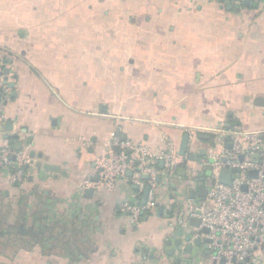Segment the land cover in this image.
Returning a JSON list of instances; mask_svg holds the SVG:
<instances>
[{
    "label": "crops",
    "instance_id": "0c3cea01",
    "mask_svg": "<svg viewBox=\"0 0 264 264\" xmlns=\"http://www.w3.org/2000/svg\"><path fill=\"white\" fill-rule=\"evenodd\" d=\"M0 69L2 139L31 158L24 182L0 169V264L210 260L189 205L231 134L264 132V0H0ZM113 136L175 155L140 223L136 169L83 185Z\"/></svg>",
    "mask_w": 264,
    "mask_h": 264
},
{
    "label": "built area",
    "instance_id": "2783aa9c",
    "mask_svg": "<svg viewBox=\"0 0 264 264\" xmlns=\"http://www.w3.org/2000/svg\"><path fill=\"white\" fill-rule=\"evenodd\" d=\"M0 169L10 172L12 183L24 182L27 177L25 165L31 158L25 151H18L2 139L3 108L9 88L0 69ZM232 147L224 148L222 156L207 160L211 170L207 186V200L190 203L189 208L194 218L201 220L198 231L210 239L212 250L206 264H260L264 262V132L252 134H231ZM258 155V161L252 156ZM165 159L164 172L169 177L175 169V155L169 149L158 155L150 152L141 144H132L113 136L106 155L97 162V178L84 180L85 187L107 188L113 190L117 180L128 179V171L136 169L132 182L141 189L149 187L146 202L134 198L132 202L122 204L121 210L135 223L149 217L156 206L155 188L158 157ZM233 171L232 183L220 182L223 169ZM256 172V176L250 172ZM147 175V179H143ZM162 177V175H161ZM207 228L208 234L202 230Z\"/></svg>",
    "mask_w": 264,
    "mask_h": 264
},
{
    "label": "water",
    "instance_id": "95a60500",
    "mask_svg": "<svg viewBox=\"0 0 264 264\" xmlns=\"http://www.w3.org/2000/svg\"><path fill=\"white\" fill-rule=\"evenodd\" d=\"M188 140H189V134L186 133L185 136H184L183 143H182V148H181V153H182V154H185V152H186V150H187ZM252 159H253L254 161H258V155H257V154H254V155L252 156ZM161 165H162V167H163V165H164V162H163V161L161 162ZM206 174H207V176H210V175H211V170H208V172H207ZM250 175H252V176H256V172H254V171H253V172H250ZM232 176H233V171H232L231 169H229V168H227V169H223V170L220 172L219 180H220V182L229 185V184L232 183ZM145 177L148 178L147 175H145ZM157 180H158V181L161 180V175H160V174H158V176H157ZM149 191H150V188L147 187V188L145 189L144 202L147 201V198H148V195H149ZM203 191H204V194H205V193H207L208 189H207V188H203ZM196 220H197L196 224H200L201 220H200L199 218H196ZM208 232H209V230H208L207 228H204V229L202 230V233H203V234H208ZM193 235H194V233L192 234V236H193ZM192 236H189L187 239H188V240H191ZM201 241H202L201 238H198V239L196 240V245H198V246L201 245ZM206 242L209 243V242H211V240L207 238V239H206ZM188 250H191V249L188 247Z\"/></svg>",
    "mask_w": 264,
    "mask_h": 264
}]
</instances>
